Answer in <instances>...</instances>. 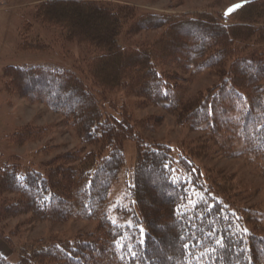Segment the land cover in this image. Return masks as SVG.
Returning a JSON list of instances; mask_svg holds the SVG:
<instances>
[{
	"label": "trees",
	"instance_id": "16d2710c",
	"mask_svg": "<svg viewBox=\"0 0 264 264\" xmlns=\"http://www.w3.org/2000/svg\"><path fill=\"white\" fill-rule=\"evenodd\" d=\"M103 2L45 0L36 7L38 21L85 47L82 68L6 69V90L58 114L81 145L40 168L0 166V236L17 255L13 262L0 251V264H264V210L237 205L193 154L146 136L162 115L137 120L124 100L108 97L121 92L142 100V108L159 105L179 124L203 126L213 140L225 135L239 152L264 159V0L219 15L175 16H140L130 4ZM152 30L160 32L152 43H121ZM179 68L211 71L218 81L188 97ZM51 131L27 124L11 138L27 144ZM128 141L136 144L131 168ZM24 215L91 220L97 229L17 247L2 224Z\"/></svg>",
	"mask_w": 264,
	"mask_h": 264
},
{
	"label": "rangeland",
	"instance_id": "374dc122",
	"mask_svg": "<svg viewBox=\"0 0 264 264\" xmlns=\"http://www.w3.org/2000/svg\"><path fill=\"white\" fill-rule=\"evenodd\" d=\"M45 0H5L3 10H0V166L5 162H19L23 166L43 167L54 156L80 147V141L75 130L69 129L58 114L49 110L42 103H33L18 96L11 95L5 87L6 69L8 66H52L54 68L83 67L87 54L85 47L78 42H66L62 38V30L42 24L35 18L37 6ZM246 0H104L112 5H132L138 15H181L222 14L224 11L245 2ZM103 2V3H104ZM14 28V29H13ZM160 32L156 30L142 31L127 38L122 36L124 46L152 43ZM38 42L45 45L38 51L26 47ZM43 44V45H41ZM183 74L182 84L188 97L206 92L218 81L211 71L194 73L192 70L179 68ZM109 99L120 101L130 109L133 118L143 120L149 116L162 115L161 122L152 131L145 134L152 139H165L172 143L175 153L185 150L193 154L197 164L207 168L216 186L231 192V199L239 206H251L264 210V159L259 155H247L239 152L238 143L221 135L213 140L208 131L200 125L179 124L177 120L159 105L142 108V100L132 97L124 98L120 93L108 95ZM27 124L35 127L52 128L51 133L39 141H29L27 144L12 142V136ZM201 144L204 146L201 147ZM178 151V152H177ZM136 144L125 143L127 167L131 168L136 158ZM124 175L122 177V181ZM122 183V182H121ZM121 187V186H119ZM116 192V191H115ZM118 194V192L116 193ZM23 227L17 231V226ZM96 221L69 220L66 223L50 221L37 222L29 216L7 220L2 224L3 232L12 234V240L17 247L32 244L37 240L75 238L79 234H90L97 228ZM16 235V236H14ZM0 251L11 261H17V255L0 236Z\"/></svg>",
	"mask_w": 264,
	"mask_h": 264
},
{
	"label": "built area",
	"instance_id": "2783aa9c",
	"mask_svg": "<svg viewBox=\"0 0 264 264\" xmlns=\"http://www.w3.org/2000/svg\"><path fill=\"white\" fill-rule=\"evenodd\" d=\"M4 5H5V0H0V10H3Z\"/></svg>",
	"mask_w": 264,
	"mask_h": 264
},
{
	"label": "bare ground",
	"instance_id": "6f19581e",
	"mask_svg": "<svg viewBox=\"0 0 264 264\" xmlns=\"http://www.w3.org/2000/svg\"><path fill=\"white\" fill-rule=\"evenodd\" d=\"M14 29V28H13ZM62 67V66H61ZM146 107V106H145ZM155 107V106H154ZM213 128V127H212ZM152 143V142H151ZM161 143V142H160ZM163 143V142H162ZM113 186V185H112ZM110 191H111V189H110Z\"/></svg>",
	"mask_w": 264,
	"mask_h": 264
},
{
	"label": "snow or ice",
	"instance_id": "6c2138e0",
	"mask_svg": "<svg viewBox=\"0 0 264 264\" xmlns=\"http://www.w3.org/2000/svg\"><path fill=\"white\" fill-rule=\"evenodd\" d=\"M233 11V9H229V12Z\"/></svg>",
	"mask_w": 264,
	"mask_h": 264
}]
</instances>
